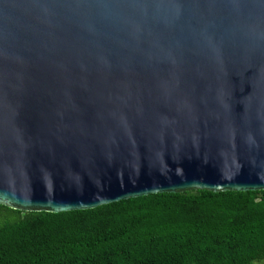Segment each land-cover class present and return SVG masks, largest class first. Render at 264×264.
<instances>
[{
	"label": "water",
	"instance_id": "95a60500",
	"mask_svg": "<svg viewBox=\"0 0 264 264\" xmlns=\"http://www.w3.org/2000/svg\"><path fill=\"white\" fill-rule=\"evenodd\" d=\"M264 190V0H0V205Z\"/></svg>",
	"mask_w": 264,
	"mask_h": 264
},
{
	"label": "trees",
	"instance_id": "16d2710c",
	"mask_svg": "<svg viewBox=\"0 0 264 264\" xmlns=\"http://www.w3.org/2000/svg\"><path fill=\"white\" fill-rule=\"evenodd\" d=\"M264 259V190L158 193L89 210L0 205V264H252Z\"/></svg>",
	"mask_w": 264,
	"mask_h": 264
},
{
	"label": "rangeland",
	"instance_id": "374dc122",
	"mask_svg": "<svg viewBox=\"0 0 264 264\" xmlns=\"http://www.w3.org/2000/svg\"><path fill=\"white\" fill-rule=\"evenodd\" d=\"M252 264H264V259L261 260V261H255V262H253Z\"/></svg>",
	"mask_w": 264,
	"mask_h": 264
}]
</instances>
